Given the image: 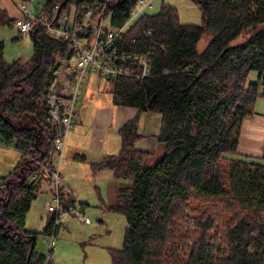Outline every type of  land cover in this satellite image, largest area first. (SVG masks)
<instances>
[{"label": "trees", "instance_id": "16d2710c", "mask_svg": "<svg viewBox=\"0 0 264 264\" xmlns=\"http://www.w3.org/2000/svg\"><path fill=\"white\" fill-rule=\"evenodd\" d=\"M106 1L44 0V9L52 15L56 6L59 14L75 8L81 20ZM139 1L110 0L111 29L124 27ZM192 1L201 25L180 23L177 10L164 6L126 34L122 50L152 51L149 78L107 80L115 106L162 115L157 140L164 149L148 167L151 154L137 148L143 139L137 117L120 130L121 152L91 164L121 183L110 209L127 227L113 264H264V153H239L242 125L264 97V0ZM14 21L0 6V26ZM29 35L34 54L24 63H7L0 41V139L7 147L16 142L25 161L0 180V264H46L39 233L26 229L39 190L31 178L54 148L45 100L50 83L60 61L73 56L69 42L50 37L40 22ZM206 35L211 39L199 51ZM253 71L258 81L249 83ZM54 224L53 216L43 234Z\"/></svg>", "mask_w": 264, "mask_h": 264}, {"label": "rangeland", "instance_id": "374dc122", "mask_svg": "<svg viewBox=\"0 0 264 264\" xmlns=\"http://www.w3.org/2000/svg\"><path fill=\"white\" fill-rule=\"evenodd\" d=\"M7 3L11 18L16 14H19L20 17L19 10L23 6L32 14L37 15L45 5L44 0L25 2L7 0ZM152 3L153 9L145 10L140 16L132 19L127 27L133 26L144 15L159 14L164 6L175 8L182 24H202V12L192 0H152ZM74 13L75 8L72 9V14ZM104 26L108 29L111 28L110 17L104 20ZM210 39L211 36L206 35L198 44V50L204 51ZM243 40L240 38L234 44H242ZM0 41L4 42V57L9 64L18 61L28 62L33 57L34 47L31 35L22 36L14 22L7 26H0ZM71 63L75 64V60H72ZM258 75L257 72H251L248 82H257ZM110 91L111 83L107 81V78L101 77L98 72L92 73L84 89L80 92L78 109H80L83 99H86V97L84 98L86 92L88 98L93 97L95 105H112ZM255 107L259 110L264 109L263 95L257 99ZM161 120L160 113H143L140 121L139 131L145 135L141 145H147L151 154L147 163L148 167L155 166L164 155V149L154 135V127L160 129ZM117 134L110 131L109 148L104 153L97 155V159L102 160L106 156L118 155L121 152L122 138ZM69 154L67 144L61 164L64 189L69 201L79 206L86 215L88 223L80 222L74 215L63 218L55 238V247L50 252L48 242L51 241V236L43 233L53 217L48 211L53 199L50 191L51 183L38 180V197L33 202L32 209L27 216L26 229L39 233L37 251L46 257V264L47 259L51 260V264H113L112 252L123 248L127 227L126 218L110 209L114 203L113 188L117 185L116 182L114 183V175L110 171L94 173L89 162L80 161L78 155ZM21 163L24 164L25 161L19 151L13 147L0 146V180L9 176Z\"/></svg>", "mask_w": 264, "mask_h": 264}, {"label": "built area", "instance_id": "2783aa9c", "mask_svg": "<svg viewBox=\"0 0 264 264\" xmlns=\"http://www.w3.org/2000/svg\"><path fill=\"white\" fill-rule=\"evenodd\" d=\"M109 2L110 0H107L103 7L97 6L85 12L81 20L76 19L75 13L59 14V6L55 7L52 15H48L44 7L39 14L34 15L23 6L20 10L21 16L14 21L22 36L29 35L33 24L42 23L50 37L68 41L73 53L72 57L60 61L62 67L54 73V79L50 83L45 100L49 112L48 122L53 130L54 148L46 161L36 162L39 170L31 178L35 182L45 178L51 183L53 199L48 211L54 216L55 224L50 234L51 241L46 240L50 252L55 247L56 227L60 228L63 218L74 215L80 222L88 223V218L79 206L74 202L65 201L69 200L61 174L67 137L76 125L81 90L94 72H98L107 80L126 77L136 81L149 78L152 72V51L122 50L126 34L131 28L127 27L128 24L145 10L153 9L152 0H140L137 8L131 13L130 21L117 29L104 26L105 10ZM151 34L148 32L145 36ZM72 60H75V64L71 63ZM1 145L3 144L0 139ZM16 145L14 142L11 147L15 149ZM50 262L51 260L47 259V264Z\"/></svg>", "mask_w": 264, "mask_h": 264}, {"label": "crops", "instance_id": "0c3cea01", "mask_svg": "<svg viewBox=\"0 0 264 264\" xmlns=\"http://www.w3.org/2000/svg\"><path fill=\"white\" fill-rule=\"evenodd\" d=\"M0 6L1 8L2 6H4V8L2 9L5 10L10 17V10L7 7V0H1ZM18 15L19 14L13 15V19L11 17L10 19L15 20L19 18ZM87 94L88 93L86 92L84 96V98L86 97V99H83L82 105L77 111L76 125L74 129L68 134L69 141H66V148L68 144L70 153L69 155L75 154L76 156H84L86 158V161L84 162H89L91 165L92 163L100 162L101 159H97L96 156L104 153L109 148L108 137L110 131H112L113 133H118L117 135H120V130L129 121L135 120L137 117L139 118L140 130V121L143 114H141L135 108L118 107L114 104L95 105L93 97L88 98ZM159 132L160 129L154 127V135L156 137L158 136ZM142 136L143 139L137 144V148L142 151L149 152V148L147 147V145H141L145 139V135ZM239 153L243 156H249L253 158H260L263 156L264 109L259 110L255 107V115L244 121L240 137ZM42 180L49 182V180L45 178H43ZM115 182L116 181L114 179V183ZM117 186H119L118 183L116 187L113 188V194L115 193V189L117 188Z\"/></svg>", "mask_w": 264, "mask_h": 264}]
</instances>
